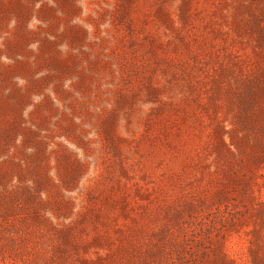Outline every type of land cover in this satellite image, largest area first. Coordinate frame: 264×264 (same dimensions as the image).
Segmentation results:
<instances>
[{
    "label": "rangeland",
    "instance_id": "374dc122",
    "mask_svg": "<svg viewBox=\"0 0 264 264\" xmlns=\"http://www.w3.org/2000/svg\"><path fill=\"white\" fill-rule=\"evenodd\" d=\"M0 264H264V0H0Z\"/></svg>",
    "mask_w": 264,
    "mask_h": 264
}]
</instances>
